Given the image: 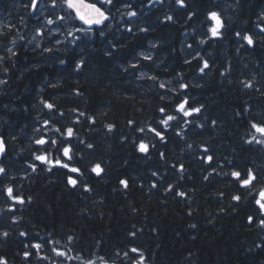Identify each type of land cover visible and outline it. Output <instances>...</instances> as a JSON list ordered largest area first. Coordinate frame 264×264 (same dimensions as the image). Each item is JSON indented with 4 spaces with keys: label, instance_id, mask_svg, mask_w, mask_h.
Segmentation results:
<instances>
[{
    "label": "trees",
    "instance_id": "trees-1",
    "mask_svg": "<svg viewBox=\"0 0 264 264\" xmlns=\"http://www.w3.org/2000/svg\"><path fill=\"white\" fill-rule=\"evenodd\" d=\"M33 1L0 0V261L264 264V0Z\"/></svg>",
    "mask_w": 264,
    "mask_h": 264
},
{
    "label": "snow or ice",
    "instance_id": "snow-or-ice-1",
    "mask_svg": "<svg viewBox=\"0 0 264 264\" xmlns=\"http://www.w3.org/2000/svg\"><path fill=\"white\" fill-rule=\"evenodd\" d=\"M65 2L67 3L68 8L75 10L77 17L85 24H88V25H91L93 23L100 24L103 22V20L107 19L104 12L94 4H86V3H84V0H65ZM108 2H111V0H108ZM177 2L182 3L183 0H177ZM33 7H35V4H33ZM129 14L135 15V13H129ZM210 18L216 22L215 26L210 29V31L212 32V35L216 36L218 34L219 28L222 26V22L220 20L219 15L215 12L210 13ZM61 19H63V17H61ZM167 19L171 20V17H168ZM48 23H52V21L49 20ZM244 39L247 40L248 44H250V45L253 43L251 36H245ZM204 67L205 68L208 67L207 62H205ZM203 70L204 69L202 68L201 71H203ZM47 106L49 108L52 107V105H47ZM183 108H184V105L181 104L180 109L183 110ZM161 111H163V110H161ZM193 111L198 112L199 109H194ZM184 114L189 115L190 113L185 112ZM172 119H173V117H171V116L168 117V120H172ZM163 123H167V121H163ZM252 128L255 129V132L259 133L262 137H264V126H260V125H257L254 123V124H252ZM67 131H68V135L72 134V129H68ZM157 135H159V133H157ZM252 139L256 140V137L253 136ZM256 142L257 143H264V140H257ZM38 143H44V141L41 140V141H38ZM140 150L146 151L147 148L144 144H141ZM0 151H3V143L2 142H0ZM65 154H67V149L65 150ZM37 159L43 160L44 157L38 156ZM208 159L211 160V157H209ZM3 171H4V169H0V172H3ZM72 171H77V170L73 169ZM93 171H96L98 173L99 172V165H97L96 168L93 169ZM239 175H240L239 173H236V172L233 173V176H235V177H239ZM252 179H254V177L251 175V173H249V178L243 180L242 184L244 186H247L250 184ZM69 183L75 185L76 181L72 180L70 178ZM121 183L125 184V186H126L125 181H121ZM7 192L9 194V196H11L13 193V189L8 188ZM259 197L260 198L256 202L262 209H264V202H262V201H264V191H261L259 193ZM234 199L238 200L239 197H234ZM249 219L251 221V217ZM261 223L264 224V221H262ZM4 235L6 236L7 233H4ZM37 247H39V245H37ZM132 251L135 252L136 249H132ZM60 254L62 255V253H60ZM0 264H3V262L0 261Z\"/></svg>",
    "mask_w": 264,
    "mask_h": 264
},
{
    "label": "water",
    "instance_id": "water-1",
    "mask_svg": "<svg viewBox=\"0 0 264 264\" xmlns=\"http://www.w3.org/2000/svg\"><path fill=\"white\" fill-rule=\"evenodd\" d=\"M95 1L96 2H91L89 0H84V3L96 5L98 8H100L104 12L105 16L108 19V14H107V12L105 11V9L102 6V5L106 4V3H108V0H95ZM39 2H40V0H34L33 4H35V7H33V4H32V8L36 9V7L38 6ZM107 19H105V20H107ZM105 20H103V21H105ZM0 142L3 143V151H0V162H1V160L3 159V157H5V155L7 153V145H6L4 137L1 136V135H0Z\"/></svg>",
    "mask_w": 264,
    "mask_h": 264
},
{
    "label": "rangeland",
    "instance_id": "rangeland-1",
    "mask_svg": "<svg viewBox=\"0 0 264 264\" xmlns=\"http://www.w3.org/2000/svg\"><path fill=\"white\" fill-rule=\"evenodd\" d=\"M36 8H39V9H41V8H42V6H41V0H40V2H39V4H38V6H37ZM263 202H264V201H263Z\"/></svg>",
    "mask_w": 264,
    "mask_h": 264
}]
</instances>
